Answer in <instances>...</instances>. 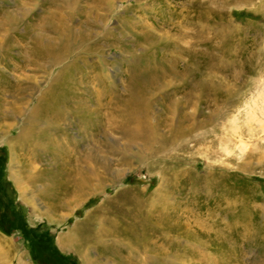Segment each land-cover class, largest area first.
I'll return each instance as SVG.
<instances>
[{
    "label": "rangeland",
    "instance_id": "obj_1",
    "mask_svg": "<svg viewBox=\"0 0 264 264\" xmlns=\"http://www.w3.org/2000/svg\"><path fill=\"white\" fill-rule=\"evenodd\" d=\"M10 14L0 264H264V0H0ZM60 24L86 39L32 63Z\"/></svg>",
    "mask_w": 264,
    "mask_h": 264
},
{
    "label": "bare ground",
    "instance_id": "obj_2",
    "mask_svg": "<svg viewBox=\"0 0 264 264\" xmlns=\"http://www.w3.org/2000/svg\"><path fill=\"white\" fill-rule=\"evenodd\" d=\"M13 16H15V15H13V14H10V15H6L5 16V18L3 19V20H1L0 21V29H5V27L7 26V27H12V26H14V24H18V23H16V20H15V17H13ZM16 29V28H15ZM31 32V31H30ZM55 32H56V34H58L59 36H60V41H50L47 45H46V39H45V37L44 36H38V37H36V38H34L35 39V43L38 45V48L40 47V49H42V50H44V51H40V50H37V51H33V55L34 56H32L33 57V60H31V62L32 63H36V65L40 62H37L36 60L37 59H45V60H47L48 61V63H49V65H51V64H56L59 60H60V58L62 57V56H56L52 51H58L60 48H62V45H64L67 41H68V43L66 44V47L69 49V50H72L74 47H76V45L78 46V43L80 42H82V41H84L85 39H86V36L85 35H82L81 33H76V32H74L73 30H72V28H70L69 26L68 27H65L64 25L62 26L61 24L60 25H56V29H55ZM34 34L31 32V36H33ZM67 37H65V36ZM5 38V37H4ZM13 38V37H12ZM67 41H66V40ZM48 41V40H47ZM65 41V42H64ZM62 42H64V43H62ZM62 43V44H61ZM21 43H19V45H20ZM3 45H5L4 43H2V42H0V50H2L1 48H3L2 46ZM8 46V45H7ZM10 46V45H9ZM22 46V45H21ZM12 47V46H11ZM12 49V48H11ZM10 49V50H11ZM5 51V50H4ZM9 52V51H8ZM1 53H4V52H1ZM2 56H4V55H2ZM40 65V64H39ZM44 66V65H43ZM42 66V67H43ZM54 69V68H53ZM53 69L51 70V68H50V70L51 71H53ZM50 70H48V74H47V78L46 79H48V77L50 76V74H51V71ZM57 76V75H56ZM55 76V77H56ZM33 78V77H32ZM50 78V77H49ZM55 79V78H54ZM160 88V87H159ZM154 89V88H153ZM14 110L15 109H13L12 110V114H10L9 112H6L5 113V116H7V117H11L13 114H14ZM26 110V109H25ZM22 113H24V112H22ZM15 115V114H14ZM30 117H35L34 119H35V121L37 122V123H41L42 122V120H43V118H42V116L40 117V116H38L37 115V112H34V114L32 113L31 115H30ZM137 130V129H136ZM21 132V131H20ZM30 132H32L31 130H27V129H24L23 130V132L19 135V137L21 138V136H25L26 135V137L29 135V133ZM21 140V139H20ZM37 148V147H36ZM65 148V153H67L66 151H67V146L66 147H64ZM66 169V168H65ZM78 169V168H77ZM78 175H76V176H74L73 178H72V182H73V184L74 185H81V183L85 180V177H86V175H85V171H84V169L82 168L78 173H77ZM69 237V236H68ZM74 237V236H73ZM72 238V237H71ZM70 240H72V241H75V239L74 238H72V239H70ZM78 241V240H77ZM77 244H80V241H79V243L77 242L76 243V245ZM1 246V245H0ZM84 254V253H83ZM91 262V261H90ZM90 262H88L87 260H86V263L87 264H90Z\"/></svg>",
    "mask_w": 264,
    "mask_h": 264
}]
</instances>
